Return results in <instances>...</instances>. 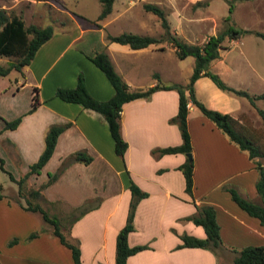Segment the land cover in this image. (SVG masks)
Segmentation results:
<instances>
[{"label":"crops","instance_id":"1","mask_svg":"<svg viewBox=\"0 0 264 264\" xmlns=\"http://www.w3.org/2000/svg\"><path fill=\"white\" fill-rule=\"evenodd\" d=\"M38 1L41 0H35V3ZM136 1L138 0H126L121 11L129 9ZM188 1L195 3L199 0ZM259 1L263 6L264 0H240L237 5L242 11L253 15ZM59 10L64 11L65 18H73L77 14L65 7ZM259 11L264 13V9ZM166 15L176 20L174 32H180L183 39L178 38L188 43H193L198 37L189 33V27L188 33L176 30L179 21H195L197 27L198 23L209 19L208 16L201 15L192 21L174 11H169ZM94 21L100 26L88 21L70 33L64 32L65 29L52 32L36 49L31 60L22 66L21 71H17L19 77H13L15 91H9L6 85L1 86L0 142L13 166L6 167V159L0 152L4 169L14 178L17 177L14 168L18 173H25L28 164L42 150L47 127L52 123L65 124L56 136L48 159L38 173L28 176V184L35 186L45 181L47 174L56 170L60 160L75 150H84L91 156L87 163L72 161L67 164L51 183L41 188L39 195L45 206L42 207L45 210L49 208L50 213L68 211L67 207H70L72 217L77 215L74 219L71 217L69 223L62 224V228L70 240L77 241L82 264H114L115 235L125 222L131 198L129 179L147 192V195L136 202L132 216L133 228L127 233L129 245L141 244L145 247L129 255L127 264H220L222 256L225 257L223 264H230L234 253L229 247L264 246V225L239 208L223 188L232 185L241 195L257 201L254 187L257 169L253 159L230 142L191 102H188L186 115L193 162L191 195L184 190L183 175L178 168L186 158L185 153L157 154L151 151L153 148L175 145L181 141L177 124L168 120L177 111L178 94L175 89H155L146 96L122 103L119 126L120 134L127 143L122 156L114 152L106 121L99 112L54 95L56 87L74 86L76 75L81 72L84 87L92 97L99 100L110 97L112 86L88 58V55L100 50L107 54L114 70L130 88L154 85L157 79L153 77V73L164 83L187 82L192 71L193 56L187 55L192 57V64L184 81L173 78L172 72L165 74L161 64L153 63V60L161 57L159 52L165 49L174 52L170 40L167 43L163 41L161 44L131 48L123 43L108 41L106 35L99 31L106 21ZM143 24L145 22H138L139 31L144 29V33L151 35V28L146 29ZM204 27L206 30L202 31L206 37L218 31L212 25L204 24ZM242 27L245 36L235 37L237 42L243 43L246 36L256 35L254 30L261 31L246 22L242 23ZM131 29V32L138 31ZM261 39L263 40L262 37ZM253 42L254 39L250 41ZM167 44L171 47H167ZM224 50H219V56L211 60L222 80L228 70L223 63ZM148 58L151 60L149 69H143L141 62L146 64ZM160 61H163L162 57ZM143 78L146 80H142ZM223 81L239 88L235 83ZM32 88L36 89L39 102L29 110ZM193 89L196 98L204 105L228 112L233 117L238 118L241 112L250 114L253 110L249 101L244 103L243 99H236L241 95L218 89L206 75H199L194 80ZM19 92L21 93L17 96ZM16 117H19V121L14 128H1L3 119L11 120ZM196 205H211L214 208L222 242L215 251L197 246H178L181 233L204 236L200 225L184 218L195 213ZM78 210L83 212L78 215ZM33 231H37L36 235L27 238ZM11 239L14 240L9 243ZM222 248L231 250L232 254L228 251V256L225 251L218 255V249ZM0 264L74 262L69 248L53 234L52 225L42 218L39 211L25 209L17 199L2 196Z\"/></svg>","mask_w":264,"mask_h":264},{"label":"trees","instance_id":"2","mask_svg":"<svg viewBox=\"0 0 264 264\" xmlns=\"http://www.w3.org/2000/svg\"><path fill=\"white\" fill-rule=\"evenodd\" d=\"M228 3L227 11L230 13L232 8V0H226ZM100 10L96 20L103 18L111 10L113 0H99ZM201 1H196L195 4ZM207 0L204 1V3ZM143 8L151 11L159 17L161 26L164 29L162 36L154 37L149 34H139L131 31H121L116 34H106L108 41H115L123 43L131 48H139L152 44L159 43L160 39L164 41L170 40L174 47V52L177 57L183 58L187 55L193 56L192 71L186 83L170 82L164 83L159 80L146 88H130L120 75L114 70L107 54L100 50L95 51L88 58L91 62L100 69L105 78L112 86L113 92L107 99L99 100L92 97L84 87L83 76L81 73L77 74L76 83L71 87H56L54 95L64 101L76 102L83 107L91 108L99 112L106 121L109 134L113 142L114 152L122 156L127 143L120 134L119 126V112L123 102L130 99L146 96L155 89H175L178 94V104L176 113L168 120L177 124L181 141L175 145H167L163 147L153 148V153H172V152H190L191 142L187 129L186 115L187 102H191L197 110L209 118L213 124L227 137V139L234 143L239 149L244 150L247 156L253 159L257 169V177L254 182L255 191L258 197L257 201L249 199L241 195L234 186H223L229 192L231 199L235 204L245 211L247 214L256 217L261 224L264 225V163L259 162L257 157L263 156L264 151L255 143L253 136L249 134L246 126L242 124L238 118L233 117L228 112H222L212 109L204 105L198 100L194 94L193 82L199 75L208 76L212 82L221 90L231 94L241 95L248 99L251 105L255 107L254 100L264 97V91L258 93H249L245 89L235 88L226 84L216 72L208 69V63L212 59L218 57L219 47H224L223 42L229 41L239 35L241 29L233 27L232 24L226 23L224 27L214 34L208 35L201 43H188L171 34L168 27V22L162 8L156 4L144 2ZM227 21L228 14L223 17ZM96 26H100L96 21H91ZM256 35L263 38L262 31L254 30ZM52 33V28L49 24L40 26L33 22L25 24L22 17L18 14H8L3 8H0V56L14 55L15 61H8L5 65L0 64V76L8 74L11 70L21 71L22 66L26 65L33 57L36 49L47 40ZM153 77L158 79V75L153 73ZM31 97L30 108L32 110L36 107L38 101L36 89ZM257 112L263 117L264 110L256 108ZM19 117L11 120H3V129H11L16 126ZM65 127V124L52 123L46 129L43 136V147L37 158L28 164L25 173L19 177L14 178L10 172L3 167V160L0 157V169L6 171L10 179L19 184L24 181L31 173H38L40 167L50 156L57 134ZM256 158V159H254ZM91 156L84 150H75L64 156L52 173L47 174L45 181L41 182L36 188H25V193L29 198L26 199V204L23 205L25 209L37 210L40 212L42 218L52 225V232L59 241L67 246L70 250L71 258L74 264H82L79 257V247L76 240H70L62 231V223L54 214H49L37 202H34L36 197H39L41 188L51 183L61 170L72 161H82L87 163ZM192 159L185 158V160L178 166L184 179V190L191 195L192 189ZM128 188L131 193L129 207L124 224L118 229L115 235L114 242V264H127L126 259L129 255L135 253L145 247V245H129L127 243V233L133 228L132 216L136 202L147 192L141 190L132 180H129ZM3 194L0 192V198ZM83 210H78V215ZM77 215H74V219ZM185 219L191 220L194 224H198L203 228L204 236L198 237L186 233L180 234L181 242L178 246H197L204 247L215 251L216 248L222 245L218 233V224L215 220V211L211 205H196V211L193 214L187 215ZM37 231L30 232L27 238L36 235ZM14 239H11V243ZM233 251V257L230 264H264V246L262 245H245L241 247H229Z\"/></svg>","mask_w":264,"mask_h":264},{"label":"rangeland","instance_id":"3","mask_svg":"<svg viewBox=\"0 0 264 264\" xmlns=\"http://www.w3.org/2000/svg\"><path fill=\"white\" fill-rule=\"evenodd\" d=\"M125 1L126 0H113L109 14L107 16L105 15L106 17L104 19H99L100 23L104 22V20L106 21L107 19H109L105 22V26L103 28L101 27V30H99L101 34H116L121 31H128L131 28L138 30L137 32L135 31L136 33L143 34L146 31H143V28V30L141 29L142 31H139L140 27L137 26V24L138 22H145L143 26L146 25V29L151 28V32H149L151 35H153L154 37H159L163 35L164 29L160 25L161 23L159 17L151 11L144 9L142 6L144 2H154L153 4L156 3L157 6L162 8L165 13L164 15L167 16L166 19L168 22L169 31L171 32V34H174L176 37L179 36L181 39H183L181 33L174 32L176 20L173 19L172 16L166 15L167 12L174 11V13L184 15L192 21L194 20L193 18H196L201 15L208 16L209 19L203 20V23H198L197 27L195 25V21L191 22L186 21L185 19H181L179 21L177 26L178 28L176 27V30L181 29V31L187 32L189 27V33L192 36L198 37L194 40L193 43H201L206 38L204 32L202 31L203 29H205L204 24H206V26L212 25L215 27L216 30H220V28L224 27L226 23H230L233 25V27L241 29V32H239V37L245 36V33L243 32L244 28L242 27L243 22L253 24V28H258L262 32H264V13L260 11L258 12L259 9H264V5L262 6L260 1L259 3H257V10L256 12H254L253 15L251 13H246L245 11H242V8H239L237 2L240 0H232L233 5L230 13L227 11L228 3L225 0H207L208 3L205 2L207 4L204 3L205 0H200L201 2L197 4H195L196 2L194 3L188 0H138L129 9L123 10L122 12L121 10L125 6ZM64 7L69 8L70 10H74V12L76 11L77 14H74L73 18H65L64 11L59 10V8L61 9ZM0 8H3L8 14L20 15L25 24H28L30 22H33L40 26L49 24L52 28V32H56L60 29H65L64 32L70 33L76 27L84 26V23H87L88 21H94L96 19L100 10V2L99 0H41L35 3V0H0ZM139 13L143 14V17L141 16V14L140 16H138ZM227 14L228 19L227 21H224L223 17ZM256 14H259V16H256ZM61 17L63 19H61ZM212 19H214L215 21ZM152 23H154V25ZM252 39H254V42L250 43ZM163 41L164 39H160L159 43L161 44L163 43ZM257 41H259L258 44ZM236 42V38L230 39L227 43L223 42V45L226 46L219 47L218 49V56L219 50L225 49V52H223V63L225 64L228 70L225 73L226 76L223 80L235 83L237 87L245 89L250 93L264 91L263 40L261 39V37L251 34V36L245 37L243 43L241 41L237 43ZM167 45V47H171L170 44ZM158 54L163 58V61H160V57L158 60H153V63L161 64L164 68L165 74L172 72L173 75L171 76H173V78H176L180 81L186 80L187 75L190 71L189 68L192 64L191 56L177 58L175 52H171L169 49H165L162 52H159ZM15 60L16 57L14 55L0 56V64L3 65H5L8 61ZM212 62L213 61H209L208 69L213 72H216L215 68L217 67H213ZM141 63L143 69H149V64L151 63V60L148 58L146 64L145 62ZM234 65L237 66L236 69ZM14 76L19 77L17 70H11L8 74L1 76L0 88H2L1 86L6 85L9 91H15L13 85ZM142 80L146 79L143 78ZM161 80L164 81L163 79ZM213 85L217 87L214 83ZM217 88L220 89L219 87ZM33 92L34 90L32 88L31 97ZM20 93L21 92H19L17 96L20 95ZM236 99H243L244 103H248L247 98H245L244 96H238L236 97ZM254 104L255 107L252 105L253 110H251L250 114L241 112L238 115V119H240L242 124L246 126L249 134L253 136L255 143L260 147V150L264 151V115L262 117L256 110L257 107L264 110V97L255 99ZM248 107L250 108V106ZM0 152L3 153L4 158L6 159V167L10 168L11 166L13 168L12 161L10 159H7L5 150L3 149V144L1 142ZM257 160L259 162L264 163V155L257 157ZM14 171L17 176L15 177V179L21 177L24 174L21 172L18 173L16 168H14ZM28 176L24 178V181H22L19 184L20 186H18V183L16 181L10 179L7 172H3L2 170H0V192L3 194V196L15 198L19 202L23 203V205H25L27 201L26 199L29 200L30 198L25 193V188H36L39 185H29ZM34 202H37L40 206H44L43 201L40 199V197H36L34 199ZM69 208L70 207H67L68 211H61L60 213L57 212L54 214L59 218L60 222L63 225L64 223H69L73 215V213L70 212L71 210H69ZM46 211L49 214H52L50 213L51 211L49 208H47ZM62 231H64V228H62ZM225 251L226 250L223 248L218 249L217 254L221 255ZM228 251L232 254L231 250L228 249ZM228 251L226 252L229 256ZM220 258V264H223V262H225V257L222 256Z\"/></svg>","mask_w":264,"mask_h":264},{"label":"water","instance_id":"4","mask_svg":"<svg viewBox=\"0 0 264 264\" xmlns=\"http://www.w3.org/2000/svg\"><path fill=\"white\" fill-rule=\"evenodd\" d=\"M185 155L187 156L188 159H191V153L190 152H186Z\"/></svg>","mask_w":264,"mask_h":264},{"label":"built area","instance_id":"5","mask_svg":"<svg viewBox=\"0 0 264 264\" xmlns=\"http://www.w3.org/2000/svg\"><path fill=\"white\" fill-rule=\"evenodd\" d=\"M189 102V101H188ZM188 102H187V106H188Z\"/></svg>","mask_w":264,"mask_h":264}]
</instances>
